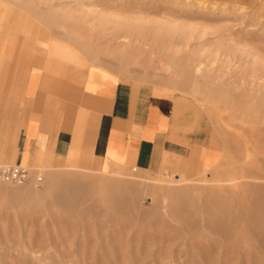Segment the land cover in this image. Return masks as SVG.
<instances>
[{"label":"rangeland","instance_id":"374dc122","mask_svg":"<svg viewBox=\"0 0 264 264\" xmlns=\"http://www.w3.org/2000/svg\"><path fill=\"white\" fill-rule=\"evenodd\" d=\"M31 70L63 100L88 73L139 90L190 154L22 165L0 182V264H264V0H0V117Z\"/></svg>","mask_w":264,"mask_h":264},{"label":"crops","instance_id":"0c3cea01","mask_svg":"<svg viewBox=\"0 0 264 264\" xmlns=\"http://www.w3.org/2000/svg\"><path fill=\"white\" fill-rule=\"evenodd\" d=\"M58 85L28 73L21 111L0 117V163L32 167L48 158L80 163L88 156L100 170L115 165L157 173L189 156L188 145L168 133L163 108L139 90L97 72L64 92V100ZM2 139H10L8 147Z\"/></svg>","mask_w":264,"mask_h":264},{"label":"built area","instance_id":"2783aa9c","mask_svg":"<svg viewBox=\"0 0 264 264\" xmlns=\"http://www.w3.org/2000/svg\"><path fill=\"white\" fill-rule=\"evenodd\" d=\"M29 179L30 172L22 165H0V182L2 183H11L21 186L26 184ZM36 181H41L40 175H37Z\"/></svg>","mask_w":264,"mask_h":264},{"label":"bare ground","instance_id":"6f19581e","mask_svg":"<svg viewBox=\"0 0 264 264\" xmlns=\"http://www.w3.org/2000/svg\"><path fill=\"white\" fill-rule=\"evenodd\" d=\"M264 242V241H263Z\"/></svg>","mask_w":264,"mask_h":264}]
</instances>
